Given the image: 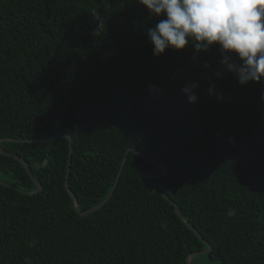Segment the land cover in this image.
I'll list each match as a JSON object with an SVG mask.
<instances>
[{
  "label": "trees",
  "instance_id": "trees-1",
  "mask_svg": "<svg viewBox=\"0 0 264 264\" xmlns=\"http://www.w3.org/2000/svg\"><path fill=\"white\" fill-rule=\"evenodd\" d=\"M157 22L137 0H0V264H186L208 245L190 264H264V81L241 86L215 47L153 55ZM67 168L80 211L119 178L80 215Z\"/></svg>",
  "mask_w": 264,
  "mask_h": 264
},
{
  "label": "clouds",
  "instance_id": "clouds-1",
  "mask_svg": "<svg viewBox=\"0 0 264 264\" xmlns=\"http://www.w3.org/2000/svg\"><path fill=\"white\" fill-rule=\"evenodd\" d=\"M137 2L150 17L158 20L146 33L153 55H163L168 49L181 51L189 46L196 53L215 47L221 55V69L235 75L241 86L264 81V0ZM92 17L97 29L102 26L97 10H93ZM195 87L192 84L181 89L189 103L197 99L192 91Z\"/></svg>",
  "mask_w": 264,
  "mask_h": 264
},
{
  "label": "water",
  "instance_id": "water-1",
  "mask_svg": "<svg viewBox=\"0 0 264 264\" xmlns=\"http://www.w3.org/2000/svg\"><path fill=\"white\" fill-rule=\"evenodd\" d=\"M9 139V138H8ZM9 140H11V139H9ZM2 141V139H0V142ZM0 152H4L3 151V149L1 148V146H0ZM70 153H71V147H70V143H69V156H70ZM20 161H22V163L26 166V169H27V171H28V173H29V175H30V177L34 180V178L32 177V175H31V173H30V169H29V167L27 166V164L25 163V161L23 160V159H21V158H18ZM124 162H125V157L122 159V163H121V168H120V172H119V175H120V173H121V171H122V166H123V164H124ZM167 172V169L165 168V167H163V172L161 173V174H159V175H157V176H161V175H163V174H165ZM68 174H69V168H67V170H66V180H65V187H66V190L68 191V193L72 196V198H73V200H74V205H75V209H76V211L80 214V215H84V214H86V213H88L89 211H91V210H94V209H96V208H98V207H100L101 205H103L109 198H110V196L112 195V192H113V189H114V187H115V185H116V183H117V180H118V178H119V175H118V178H117V180H116V182H115V184H114V186H113V188L111 189V191L109 192V194L107 195V197L102 201V202H100L99 204H97V205H95V206H93V207H91V208H89V209H86L85 211H80L79 210V205H78V202H77V199H76V197L72 194V192H71V190L69 189V187L67 186V178H68ZM145 175L144 174H142V175H140V178L141 179H143V177H144ZM148 176H153L154 177V175H148ZM35 181V183L38 185V188L36 189V191L37 190H39L40 188H41V185L36 181V180H34ZM0 182H2V181H0ZM3 183V182H2ZM174 210H175V212H176V214L187 224V226L201 239V240H203V241H205L202 237H201V235L192 227V225L186 220V219H184L181 215H180V213L178 212V210H177V207H176V205L174 204ZM205 243H207L206 241H205ZM210 249V246L208 245L207 246V248L205 249V250H202V251H198V252H192V253H190L188 256H187V259H186V264H190V260H191V258L194 256V255H196V254H203V253H205V252H207L208 250Z\"/></svg>",
  "mask_w": 264,
  "mask_h": 264
}]
</instances>
